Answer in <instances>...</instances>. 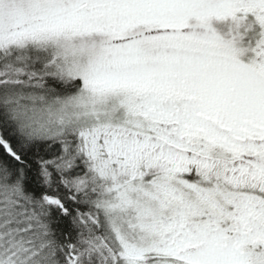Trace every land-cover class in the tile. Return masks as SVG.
Wrapping results in <instances>:
<instances>
[{
  "label": "snow or ice",
  "instance_id": "1",
  "mask_svg": "<svg viewBox=\"0 0 264 264\" xmlns=\"http://www.w3.org/2000/svg\"><path fill=\"white\" fill-rule=\"evenodd\" d=\"M0 264H264V0H0Z\"/></svg>",
  "mask_w": 264,
  "mask_h": 264
}]
</instances>
